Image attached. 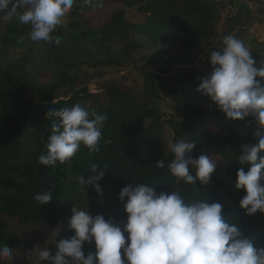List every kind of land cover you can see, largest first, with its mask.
I'll list each match as a JSON object with an SVG mask.
<instances>
[{
  "label": "trees",
  "instance_id": "trees-1",
  "mask_svg": "<svg viewBox=\"0 0 264 264\" xmlns=\"http://www.w3.org/2000/svg\"><path fill=\"white\" fill-rule=\"evenodd\" d=\"M104 2L106 7L71 12V28L87 24L85 30L74 33L58 27L53 33L60 37L58 46H70L68 64L73 69L81 64L79 47L85 44L99 47L106 43L107 56L99 57L94 65L117 67L145 46L138 37L148 42L175 41L183 48L192 49L216 35L210 23L213 14L209 0H139L122 5L121 0ZM241 9L238 6L237 13ZM28 31L29 26L20 25L7 12L0 13V53L23 47L24 63H31L34 69L33 59L43 49L57 45L34 42L27 37ZM112 42H123L124 49L114 51L108 45ZM160 64L161 61L154 71L144 72V84L154 96L170 99L181 119L166 118L152 101H138L115 83L106 85L101 93L89 92L83 86L87 74L80 71H56L52 81L37 84L26 70L14 74L9 66L0 64V244L6 243L17 251L30 250L32 238L15 232L6 219L51 227L66 213L72 215V205L111 218L127 219L118 193L123 186L138 182L149 183L158 193L179 189L188 200L221 203L226 216L242 226V236L255 247L264 248V213L247 215L239 206L245 190H237L233 184L241 167L234 157L241 144L252 142L253 133L260 125L251 116L244 121L225 118L207 96L196 91L200 78L206 75L203 67L188 66L183 59L164 70L159 68ZM76 102L109 117L102 130L100 152L89 153L81 146L70 163L56 167L41 165L38 157L46 152L51 134L52 121L45 116L47 109ZM187 135L196 142L193 157L209 155L218 163L207 185L199 181L194 186L178 185L168 172L167 163L173 157L167 151V142ZM161 158L165 160L163 169L155 167ZM92 163L107 168L97 170L105 171L104 178L98 182L102 194L91 185L87 191H81L76 182L78 175L88 177ZM243 167L247 171L249 165ZM49 189L53 199L39 205L33 196ZM83 251L85 255L94 253V240L86 241Z\"/></svg>",
  "mask_w": 264,
  "mask_h": 264
},
{
  "label": "clouds",
  "instance_id": "clouds-1",
  "mask_svg": "<svg viewBox=\"0 0 264 264\" xmlns=\"http://www.w3.org/2000/svg\"><path fill=\"white\" fill-rule=\"evenodd\" d=\"M76 3L77 0H0V13L7 12L20 25L29 26L30 40L58 46L60 37L53 33ZM82 3L93 9L103 7V0ZM207 59L211 71L200 78L196 91L207 96L225 118L244 121L251 116L260 125L252 142L241 144L234 157L241 167L233 184L237 190H245L239 206L247 215L264 213V61L257 67L250 48L232 34L225 35ZM45 116L52 123L46 152L38 157L41 165L70 163L81 146L89 153L100 152L107 113H99L95 108L89 111L76 102L59 109L48 108ZM195 146L188 135L167 142V151L173 157L167 169L178 185L194 186L197 181L207 185L217 169L218 163L209 155H191ZM245 165H249L247 171ZM155 167L165 168V160H157ZM98 169L107 168L92 163L87 178L83 174L76 177L81 191H87L91 185L102 194L98 182L105 171ZM118 198L124 202L127 214L123 229L111 218L93 216L88 208L72 205L68 228L74 230L73 234L54 240V251L39 247L33 248L34 254L46 264H264V248L255 247L242 236V226L226 216L219 202L188 200L179 189L158 193L149 183L138 182L123 186ZM33 199L39 205L48 203L53 199L52 191L36 193ZM93 240L95 252L85 255L84 243ZM12 255L13 248L0 244V261L10 260Z\"/></svg>",
  "mask_w": 264,
  "mask_h": 264
},
{
  "label": "rangeland",
  "instance_id": "rangeland-1",
  "mask_svg": "<svg viewBox=\"0 0 264 264\" xmlns=\"http://www.w3.org/2000/svg\"><path fill=\"white\" fill-rule=\"evenodd\" d=\"M127 1L134 3L139 0H121L120 4L122 5L123 2ZM209 2L213 14L210 23L216 35L211 41L192 49L183 48L175 41L169 43L148 42L144 37H138V41L145 46L139 48L134 52V56L126 58L124 63L117 67L94 65L99 57L104 58L107 56L106 43H102L99 47L96 44H85L83 47H79L80 56L78 59H80L81 64L76 65L77 67L74 69L68 64L71 50L68 45L43 49L32 61L35 66L34 69L30 67L31 63H24L23 58L26 56V51L23 47L7 49L5 53H0V64L4 67L9 66V70L14 74L26 70L31 79L37 84L52 81V74L56 71H67L69 73L80 71L87 74L83 86L87 87L89 92L101 93L106 85L115 83L124 91L131 93L138 101H152V104L164 112L166 118L181 119L179 114L175 112L170 99L162 95L154 96L144 84V72L154 71L159 61H161V64L158 65L159 68L164 70L165 67L175 65L179 59H183L188 66L203 67L204 73L207 74L211 71L207 59L210 50L217 49L222 44L223 37L228 34L244 41L250 48L251 55L257 61V67L261 66V61H264V0H209ZM106 6L107 4L103 0V7ZM238 6L242 9L237 13ZM88 8L91 7L83 5L82 0H77L71 12L73 10H87ZM71 12L62 25L58 27H62L64 30H73L74 33L85 30L88 27L87 24L78 23L76 29L71 28ZM108 45L114 51L124 49L123 42H112ZM89 212L93 216L99 214L96 211ZM69 217L70 212L66 213L57 225L51 227L32 223L21 224L15 220L6 219L8 225L15 232L27 234L32 238L33 245L30 250L26 251L13 249L12 258L0 261V264H46V262H41L38 259L33 252V248L48 247L54 251L55 245L52 243L54 240L68 238L73 234V230L68 228ZM104 217L105 219L111 218L106 215ZM111 219L114 224L123 229L126 219ZM127 236L128 234L125 233L126 242ZM121 252H123L122 249Z\"/></svg>",
  "mask_w": 264,
  "mask_h": 264
}]
</instances>
